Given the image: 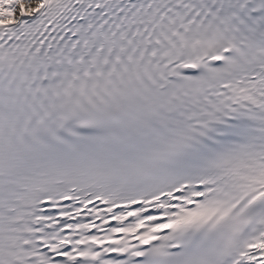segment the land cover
<instances>
[{"label":"snow or ice","instance_id":"1","mask_svg":"<svg viewBox=\"0 0 264 264\" xmlns=\"http://www.w3.org/2000/svg\"><path fill=\"white\" fill-rule=\"evenodd\" d=\"M0 264H264V0H0Z\"/></svg>","mask_w":264,"mask_h":264}]
</instances>
